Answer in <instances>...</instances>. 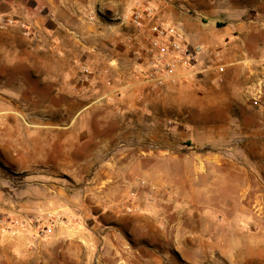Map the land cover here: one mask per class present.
<instances>
[{
  "label": "rangeland",
  "instance_id": "1",
  "mask_svg": "<svg viewBox=\"0 0 264 264\" xmlns=\"http://www.w3.org/2000/svg\"><path fill=\"white\" fill-rule=\"evenodd\" d=\"M100 2L95 12L118 49L136 35L130 19L142 6L157 14L156 4L170 3L198 19L201 29L186 28V35L205 46L204 66L230 59L229 39L212 36L210 27L220 32L218 19L238 21L252 34L234 38L246 51L251 83L229 91L209 72L151 87L155 96L141 120L152 128L147 141L138 149L111 135L104 147L99 137L117 129L123 114L98 100L95 76L105 55L97 62L87 52L80 60L0 15V264H264V0ZM169 24L184 31L182 22ZM59 127L67 128L66 144L33 139L59 135ZM159 128L172 149L152 140ZM45 147L63 162L37 164ZM134 153L144 161L131 163ZM149 154L162 160L150 165ZM177 169L187 170L195 204L157 208L160 198L180 195Z\"/></svg>",
  "mask_w": 264,
  "mask_h": 264
},
{
  "label": "crops",
  "instance_id": "2",
  "mask_svg": "<svg viewBox=\"0 0 264 264\" xmlns=\"http://www.w3.org/2000/svg\"><path fill=\"white\" fill-rule=\"evenodd\" d=\"M108 2L109 1H107L106 8H109ZM101 3L100 0H0V15H6L15 19L16 22H18V25L23 24L25 27L33 28V30H35L36 33L46 42V45H49L54 41L59 51L65 54H75L77 58L80 57V60L82 59V53H92L90 57H95L97 62L99 61V56L104 54L106 62L104 61L103 69H111L114 86L109 87L101 80L102 90L98 100L103 101L104 106L109 108V110H122L123 114L118 123V128L108 131V136L99 137V139L102 140V142H106L104 147H107L110 144V141L114 138L110 136L117 135L119 137H125L128 144L139 149V146L147 141L146 137L151 134L146 130H151L152 128L144 127L141 120L145 117L146 113H149L146 106L152 103V96L155 95L150 91L151 88H146L144 85H140L130 76L127 77V65L131 68L134 59L131 54L130 46L125 42L126 39L123 38L124 36L122 37V42L126 43L124 49H118L116 41L118 38H115L114 33H109L106 26L103 25L104 23H100L99 25L91 24L87 21L86 18L88 17L86 13H91L93 11L98 12V8H100V6L103 7ZM184 4L185 2H179V5ZM156 6L158 8L157 17L159 20L167 23L182 22L184 31L192 28L195 30L198 28L201 29L203 23L198 22V19L190 17L179 11L177 8H174L170 3L156 4ZM218 20V22L221 21L220 25L223 24L218 30L222 31H214L213 28L210 27L209 33L214 37L222 36V38L226 40L229 39L228 43L230 44V59L226 63V73L221 75V77L226 80L229 91L233 89L247 88L251 83V73L253 70L249 66H245L247 61H245L244 54H246V51L244 48L237 45L234 38L245 35L250 37L252 34L249 32V28H244L238 21L231 20L230 18ZM251 31H253V29H251ZM136 32L137 35L138 31ZM185 33L189 34L190 31H186ZM263 33L264 31L261 32V34ZM100 34H105L106 42L98 41ZM190 39L195 42L192 38ZM211 73L218 75L215 72ZM198 76L203 75H197L192 78L198 79ZM202 78H204V76ZM202 80L204 81L205 79ZM50 128L51 127L45 126L43 129L46 130H43L42 132L51 133ZM59 129H61L57 131L59 135L47 134L34 136L33 139L36 142L42 141L43 144H50L56 141L66 144L68 139V136L65 134L68 132L66 130L67 128L59 127ZM36 132H40V130H37ZM163 136L165 135L159 128V130L154 133V138L152 140L162 143L163 148L165 149H172L173 145L166 144ZM76 138L77 137L75 136V139ZM79 140L80 143L83 142V137L81 135L79 136ZM189 145L191 146V144ZM182 151L184 152L185 150ZM50 154V147L48 149L45 147L44 155L37 156L36 158L38 159L36 160V163L43 165L61 164L65 158L51 157ZM148 156V158L152 159L150 165L153 166L156 165L158 161L162 160L160 158L161 155L157 156L156 154L151 157L152 155L149 154ZM127 159L130 160L131 163L144 161L143 157L138 155V153L128 156ZM171 162L175 163L174 165H179L183 160L180 162L177 160H171ZM180 174H183L181 176V181L177 180L175 182L181 188L180 195L177 198H160L156 201L157 208H167L168 206L165 203H170L169 208H191V206L195 204L196 198L193 200L190 191H188L190 187L187 170L177 169L178 178ZM46 175L47 174H45L44 177ZM48 176V180L55 181V175L53 172H50ZM63 187L65 188L66 186L59 185L61 191L63 190ZM225 206H223V208H225ZM194 208L200 207L195 206Z\"/></svg>",
  "mask_w": 264,
  "mask_h": 264
},
{
  "label": "built area",
  "instance_id": "3",
  "mask_svg": "<svg viewBox=\"0 0 264 264\" xmlns=\"http://www.w3.org/2000/svg\"><path fill=\"white\" fill-rule=\"evenodd\" d=\"M88 21L91 24L100 23L95 11L90 13ZM130 22L138 34L128 36L125 42L130 46L134 59L131 78L140 85L161 87L209 72L218 75L226 73V64L204 66L205 46L194 44L182 29L159 20L151 7L142 6L136 10ZM108 28L113 29L114 26L109 25ZM220 58L221 52H217L212 59L216 61ZM84 71L87 75H95L87 67ZM98 77L105 85L114 86L110 68L101 70L95 76ZM255 104H258L257 100Z\"/></svg>",
  "mask_w": 264,
  "mask_h": 264
}]
</instances>
